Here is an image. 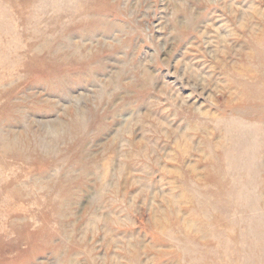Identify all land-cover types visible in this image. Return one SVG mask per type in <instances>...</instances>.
Masks as SVG:
<instances>
[{
    "label": "rangeland",
    "instance_id": "obj_1",
    "mask_svg": "<svg viewBox=\"0 0 264 264\" xmlns=\"http://www.w3.org/2000/svg\"><path fill=\"white\" fill-rule=\"evenodd\" d=\"M0 264H264V0H0Z\"/></svg>",
    "mask_w": 264,
    "mask_h": 264
}]
</instances>
